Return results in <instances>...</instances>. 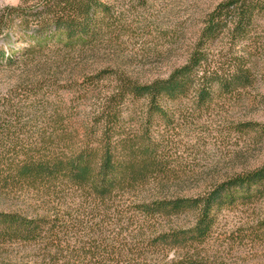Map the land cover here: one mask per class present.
Wrapping results in <instances>:
<instances>
[{
	"label": "rangeland",
	"instance_id": "rangeland-1",
	"mask_svg": "<svg viewBox=\"0 0 264 264\" xmlns=\"http://www.w3.org/2000/svg\"><path fill=\"white\" fill-rule=\"evenodd\" d=\"M37 1L0 0V13L7 7H30ZM102 1L110 7L113 34L56 75L52 74L57 59L53 48L18 57L14 65L4 62L15 49L24 50L30 44L25 36L35 31L11 23L0 34V100L21 98L36 82H53L49 94L52 108L66 110L71 121L80 126L99 101L110 95L118 76L146 83L164 79L183 65L198 47L208 15L227 0ZM201 49L206 56L203 72L226 75L227 69L240 60L243 67L251 69L249 83L214 89L199 107L189 93L170 105L165 118L152 120L151 141L163 143L167 169L173 175L161 190L167 198L202 196L216 184L264 165V136L260 134L264 126V13L256 17L245 41L232 42L226 32H220ZM105 69L110 72L94 83L97 89L91 93L81 90L83 77ZM21 111H27L25 106ZM120 113L122 135H136V142H141L138 138L147 123L144 102L129 100ZM151 187L136 194L119 192L113 203L99 209H92L78 193H65L60 211L68 221L67 231L52 241L0 239V264H172L185 251L134 253L145 247L150 231L190 229L195 215L186 211L156 222L145 220L136 202ZM46 200L31 192L17 193L3 199L2 207L33 211L54 206ZM263 221L264 186L253 198L237 194L235 201L215 210L209 235L195 245L199 259L206 264H264Z\"/></svg>",
	"mask_w": 264,
	"mask_h": 264
},
{
	"label": "trees",
	"instance_id": "trees-1",
	"mask_svg": "<svg viewBox=\"0 0 264 264\" xmlns=\"http://www.w3.org/2000/svg\"><path fill=\"white\" fill-rule=\"evenodd\" d=\"M263 13L264 0H227L218 4L208 15L198 47L183 65L164 79L146 83L118 76L110 95L99 101L80 126L71 121L66 110L52 108L49 94L53 82H36L18 99H1L0 239L52 241L66 232L68 221L60 207L64 204L62 195L69 191L87 199L92 209H99L113 203L119 192L136 194L152 185L149 193L136 202L145 220L156 222L192 211L195 222L186 230L150 231L145 247L137 248L134 254L175 249L185 253L172 264H206L199 259L195 245L202 244L209 235L215 210L235 201L237 194L256 196L264 186V165L216 184L202 196L167 198L161 190L173 175L167 169L164 145L151 141L149 126L155 117L165 118L170 105L189 93L199 107L214 89L247 85L251 69L243 67L240 60L231 64L226 75L203 72L206 56L201 48L220 32H226L232 42L245 41L256 17ZM13 22L35 31L25 36L30 44L24 50L15 49L13 55L1 59L14 65L18 57L53 48L57 58L53 75L75 58L95 51L114 32L110 7L102 0H38L26 8L7 7L0 13V34ZM109 72L105 69L83 77L79 87L91 93L97 89L94 83ZM129 100L144 102L147 123L138 138L141 142H136V135L123 136L120 132V112ZM22 105L27 113L21 111ZM260 134L264 136V126ZM161 147L163 153L159 155ZM26 192L45 197L56 207L44 205L33 211L2 207L6 197Z\"/></svg>",
	"mask_w": 264,
	"mask_h": 264
}]
</instances>
